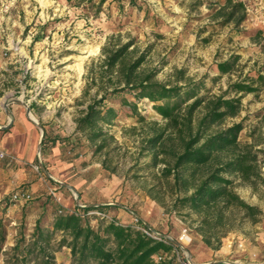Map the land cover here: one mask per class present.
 Masks as SVG:
<instances>
[{"label":"rangeland","instance_id":"obj_1","mask_svg":"<svg viewBox=\"0 0 264 264\" xmlns=\"http://www.w3.org/2000/svg\"><path fill=\"white\" fill-rule=\"evenodd\" d=\"M210 1L107 0L96 13L89 3L76 0H0V149L4 152L0 156V229L6 231L0 264H10L11 250L22 234L30 242L39 218L45 228H51L56 213L80 204L105 205L111 218L126 224L137 214L167 234L188 228L193 237L188 248L197 256L203 243L198 215L175 207L170 185L160 179L158 168L148 166L151 157L139 155L141 136L132 128L135 118L125 117L112 127L118 144L110 155V164L116 167L113 172L84 139L75 147L74 117L87 64L101 55L110 37L123 41L134 37L141 48L152 45L151 63L161 68V80H167L176 68H186L189 76L204 78L214 94H222L231 83L250 76L259 90L244 95L241 114L228 124L243 121L241 140H260L259 147L264 148V79H259L264 76V0H243L248 18L238 27L220 25L215 19L217 7ZM232 55L240 56L237 71L221 75L218 63ZM17 109L33 121L31 131L17 129ZM140 109L149 120L164 121L153 103L146 101ZM55 152L76 158L68 178H60L65 183L62 187L50 177L53 164L47 159L55 157ZM25 175L29 182L22 180ZM68 184H77L76 192ZM52 187H58L62 202L51 194ZM23 188L33 193V199L12 201V194ZM235 188L264 211V187L256 190L237 179ZM98 216H87L94 227L102 219ZM231 235L235 243L245 238L248 246L259 247L264 217L257 224L244 223ZM55 255L56 264H71L68 247Z\"/></svg>","mask_w":264,"mask_h":264},{"label":"trees","instance_id":"obj_2","mask_svg":"<svg viewBox=\"0 0 264 264\" xmlns=\"http://www.w3.org/2000/svg\"><path fill=\"white\" fill-rule=\"evenodd\" d=\"M106 1L76 0L77 4L89 3L96 13ZM210 4L217 7L215 19L220 25L238 27L248 18L243 0H213ZM151 50L152 45L141 48L134 37L123 41L112 36L101 55L87 64L74 117L75 147L84 139L94 155L102 157L103 166L116 172L110 164V155L118 149L112 127L125 117L135 118L137 124L132 128L141 136L139 155L151 157L148 166L158 168L160 179L170 185L175 207L197 214L203 243L219 250L229 233L264 217L263 209L246 201L235 188L237 179L256 190L264 187V148L259 147L260 140H241L243 121L228 124L241 114L244 95L259 88L248 76L231 83L222 94H214L204 78H192L186 68H176L167 80H161V68L151 63ZM239 59L232 55L219 62L221 75L237 71ZM230 92L235 95L227 96ZM146 101L153 103L163 122L149 120L142 113L140 104ZM46 136L45 131L44 143ZM108 208L94 205L56 213L51 228H45L39 218L30 242L22 234L13 246L10 264H56L55 253L63 247L70 249L71 264H173L172 260H156L157 255L170 253L171 245L131 225L102 218L94 227L88 213L108 214ZM5 240L6 231L1 228L0 253Z\"/></svg>","mask_w":264,"mask_h":264},{"label":"crops","instance_id":"obj_3","mask_svg":"<svg viewBox=\"0 0 264 264\" xmlns=\"http://www.w3.org/2000/svg\"><path fill=\"white\" fill-rule=\"evenodd\" d=\"M246 1V0H245ZM15 117L17 119V129L22 131H31L33 128V121H31L27 115L23 114L21 109L14 111ZM55 157L48 158L47 160L52 162V166L49 167L50 177L56 182L60 187L64 186V181L60 178H64L70 175V170L74 168V160L76 158H70L63 153L55 152ZM51 164V163H50ZM24 182L27 180V176H23ZM26 182H29L27 180ZM36 184V183H32ZM41 184H48L46 181L41 182ZM68 187L78 189L77 184H68ZM65 207H69L65 205ZM122 213H120L121 215ZM178 231L170 232L173 237L178 238L176 235ZM180 233V232H178ZM259 247L248 246L247 240L244 238H239V241L235 243V235L228 236L225 240L223 247L219 250H213L201 243L197 256L192 254V258L197 263H207L216 262L217 264H264L262 258L264 253L261 251L264 249V236L259 237ZM239 243H243L244 246L240 247Z\"/></svg>","mask_w":264,"mask_h":264},{"label":"built area","instance_id":"obj_4","mask_svg":"<svg viewBox=\"0 0 264 264\" xmlns=\"http://www.w3.org/2000/svg\"><path fill=\"white\" fill-rule=\"evenodd\" d=\"M0 156H4V152L0 149ZM37 169H40V166H36ZM58 187H52L50 192L56 198L57 201L62 202L63 198L57 192ZM33 199V193L29 189H19L16 190L12 196L11 200L14 202H21V201H30ZM78 207H85L84 204H80ZM76 211V209L71 210ZM97 214L102 218H107L110 220H114L111 218L107 213L93 211L88 214ZM135 227L136 229L140 230L145 236L149 238H153L158 241L166 242L167 244L172 246V250L170 253H162L156 256L157 261H164V260H172L173 264H217L216 262H207V263H197L193 260L192 254L189 251V246L193 241V237L188 228H183L179 237L175 238L170 234L164 233L150 224L146 223L141 216L134 214L133 221L130 224ZM240 247H243V243H239Z\"/></svg>","mask_w":264,"mask_h":264},{"label":"water","instance_id":"obj_5","mask_svg":"<svg viewBox=\"0 0 264 264\" xmlns=\"http://www.w3.org/2000/svg\"><path fill=\"white\" fill-rule=\"evenodd\" d=\"M28 111H29V113L31 112V108L30 107H28ZM72 189H73L74 192H76L75 188H72Z\"/></svg>","mask_w":264,"mask_h":264}]
</instances>
